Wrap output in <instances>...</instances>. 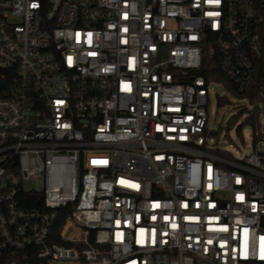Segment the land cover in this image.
I'll list each match as a JSON object with an SVG mask.
<instances>
[{
	"label": "built area",
	"instance_id": "obj_1",
	"mask_svg": "<svg viewBox=\"0 0 264 264\" xmlns=\"http://www.w3.org/2000/svg\"><path fill=\"white\" fill-rule=\"evenodd\" d=\"M0 70V264H264V0H0Z\"/></svg>",
	"mask_w": 264,
	"mask_h": 264
},
{
	"label": "rangeland",
	"instance_id": "obj_2",
	"mask_svg": "<svg viewBox=\"0 0 264 264\" xmlns=\"http://www.w3.org/2000/svg\"><path fill=\"white\" fill-rule=\"evenodd\" d=\"M217 94H226L229 102L219 105ZM210 97L211 106L209 109L208 129L212 130L213 144L218 148L229 150L240 157L250 154L254 149L255 125L247 122L249 110L245 109L243 114L239 111L242 106L248 107L249 101L245 99H241L240 101L238 96L227 92L218 85L211 86ZM232 116L236 118L230 125L229 120ZM240 124H243L242 135L237 132V127ZM30 186L41 188V180L37 184H30ZM57 264H66V262H59Z\"/></svg>",
	"mask_w": 264,
	"mask_h": 264
},
{
	"label": "trees",
	"instance_id": "obj_3",
	"mask_svg": "<svg viewBox=\"0 0 264 264\" xmlns=\"http://www.w3.org/2000/svg\"><path fill=\"white\" fill-rule=\"evenodd\" d=\"M204 66H207L210 68L211 71V75H208L207 78L209 79H215L217 81H222L225 83V86L228 90H230L233 95L235 96H240L234 89V87L231 85V83L229 82L228 79H226V77L223 75V73L220 71L219 67L216 64V61H210V60H206L204 61ZM202 72V71H201ZM8 74V72L3 70H0V96L3 95V90L5 89V87H7L10 83V78L6 77L4 75ZM219 105L221 104H225L228 103V101L225 98H221L219 100ZM235 116H232L229 120V124L231 125L234 121H235ZM247 122L250 124H254V119L253 118H247ZM237 132L238 134L242 135V130H243V124H240L237 127ZM256 140V138H254V141ZM64 220V217L61 216L60 220H59V224H61Z\"/></svg>",
	"mask_w": 264,
	"mask_h": 264
},
{
	"label": "water",
	"instance_id": "obj_4",
	"mask_svg": "<svg viewBox=\"0 0 264 264\" xmlns=\"http://www.w3.org/2000/svg\"><path fill=\"white\" fill-rule=\"evenodd\" d=\"M258 110V106H256L255 108H254V112H256Z\"/></svg>",
	"mask_w": 264,
	"mask_h": 264
}]
</instances>
